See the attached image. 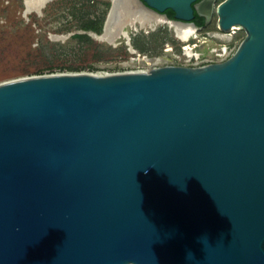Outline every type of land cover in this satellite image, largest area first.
<instances>
[{"label":"water","instance_id":"1","mask_svg":"<svg viewBox=\"0 0 264 264\" xmlns=\"http://www.w3.org/2000/svg\"><path fill=\"white\" fill-rule=\"evenodd\" d=\"M217 16L222 62L0 83V264H264V0Z\"/></svg>","mask_w":264,"mask_h":264},{"label":"rangeland","instance_id":"2","mask_svg":"<svg viewBox=\"0 0 264 264\" xmlns=\"http://www.w3.org/2000/svg\"><path fill=\"white\" fill-rule=\"evenodd\" d=\"M28 1L0 0V83L45 74H104L144 69L130 62L138 56L166 59L158 65L181 62L175 57L184 43L167 25L131 32L135 53L129 51L123 39H118L114 46L94 38L92 33L103 31L110 0H52L40 13L36 10L26 13ZM224 34L218 27L216 14L191 42L208 54L211 47L220 44L231 43L236 47L245 37L243 30Z\"/></svg>","mask_w":264,"mask_h":264},{"label":"bare ground","instance_id":"3","mask_svg":"<svg viewBox=\"0 0 264 264\" xmlns=\"http://www.w3.org/2000/svg\"><path fill=\"white\" fill-rule=\"evenodd\" d=\"M52 0H29L27 2L26 13L31 10L41 12L45 5ZM111 7L105 20L101 34L92 33V36L100 41L116 45L118 39H123L129 47L131 53L135 49L131 45V32H137L139 29H154L157 25H167L175 36L186 42L191 37L197 38L199 29L192 24H184L175 21H169L165 16L159 15L143 6L139 0H110ZM234 26L232 29H239ZM132 30V31H130ZM164 58H149L147 56L132 57L130 62L140 65L144 68L156 66L163 63Z\"/></svg>","mask_w":264,"mask_h":264},{"label":"built area","instance_id":"4","mask_svg":"<svg viewBox=\"0 0 264 264\" xmlns=\"http://www.w3.org/2000/svg\"><path fill=\"white\" fill-rule=\"evenodd\" d=\"M240 30H242V29L241 28L236 29V30L231 29V31L229 33H225L224 35H226V34L233 35V34H236V32L240 31ZM194 39H196V38L191 37L186 42H183L184 44L181 48L180 54L175 57L181 62H175L174 63L173 61L167 59V61H171V62L166 63V64L197 67V66L208 65L211 63L222 62V61L228 59L229 57H231L239 45L238 44L236 47L235 46L233 47V46H231V43L220 44L218 46L211 47L209 50V53L205 54V53L201 52L200 49L197 48V46H198L197 43L191 42ZM165 52L168 53L169 49H167ZM153 67H155V66H149L147 68L138 69L135 71H147Z\"/></svg>","mask_w":264,"mask_h":264},{"label":"flooded vegetation","instance_id":"5","mask_svg":"<svg viewBox=\"0 0 264 264\" xmlns=\"http://www.w3.org/2000/svg\"><path fill=\"white\" fill-rule=\"evenodd\" d=\"M140 3L145 2L139 0ZM225 0H197L192 6L195 8L194 18L191 21L196 28L199 30L205 29L207 27L213 16L217 14V7ZM161 15L166 16L167 18L174 20L175 14L171 10H167Z\"/></svg>","mask_w":264,"mask_h":264},{"label":"trees","instance_id":"6","mask_svg":"<svg viewBox=\"0 0 264 264\" xmlns=\"http://www.w3.org/2000/svg\"><path fill=\"white\" fill-rule=\"evenodd\" d=\"M80 36V35H79Z\"/></svg>","mask_w":264,"mask_h":264}]
</instances>
